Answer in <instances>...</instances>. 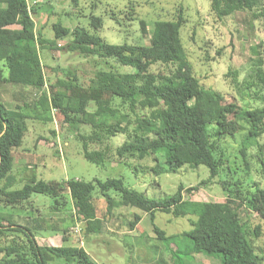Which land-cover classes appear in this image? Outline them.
I'll return each instance as SVG.
<instances>
[{
    "label": "trees",
    "instance_id": "obj_1",
    "mask_svg": "<svg viewBox=\"0 0 264 264\" xmlns=\"http://www.w3.org/2000/svg\"><path fill=\"white\" fill-rule=\"evenodd\" d=\"M35 1L0 0V84H19L39 94L33 103L36 111L32 110L31 114L20 106L9 109L0 100V202L15 206L29 200L32 194L47 195L57 202V197L62 198L67 189L73 206L83 216L85 231L99 232L101 220L89 204L97 187L105 198L108 213L117 206L135 207L146 212L156 237L165 247L172 236L154 224L156 211L175 217L193 216L191 228L181 234L187 239L191 254L216 255L221 264H264V255L256 252L242 227L240 202L236 198L248 190H242L239 179L220 180L226 194L225 201L185 199L181 183L169 195L149 198L143 192L126 186L122 178L104 181L72 178L65 182V187L56 180L35 178L25 182L21 188L7 189L3 185L13 167V150L22 144L26 118L51 120L52 108L60 112L67 124L91 127L88 134L78 135L83 156L88 161L96 165H103L106 161L105 150L88 149V143L103 145L115 135L124 134V141L116 147L117 156L142 159L152 154L156 173L176 172L185 164L206 166L209 179L222 171L229 173L226 151L220 145L224 134L221 123L229 114L246 123L240 128L245 129L240 149L242 154L264 133V107L241 109L235 101L224 102L219 91L200 84L181 43L180 28L184 22L181 13L174 20L156 21L148 30L146 23L140 21L142 33L148 34V44L106 42L100 35L103 18L95 14L89 17L90 27L75 25L70 28L59 21L54 22L53 37L46 39L40 30H36L32 17L37 6ZM71 1L77 4L79 0ZM211 7L224 14L255 9L257 16H264V0H211ZM66 37L70 38L65 45L68 50L91 57L94 63L103 64L105 69L94 73L95 85H84L74 72L68 71L65 78L56 80L57 86L65 89V94L48 95L40 49H44L46 44L62 49L64 47L57 46V41ZM256 49L257 46H253L252 52L256 53ZM109 60L129 66L131 71L121 73L113 70ZM253 62L251 72L258 81L264 82L262 58L256 57ZM155 63L163 64L167 70H151ZM246 82L247 79L244 88L249 89L250 84ZM90 114L92 118L88 117ZM258 148L264 175V155L261 145ZM191 189L193 187L187 190ZM255 191L264 214V187L257 186ZM240 199L245 200L248 206H254L248 194ZM65 203L66 200L61 206ZM2 221L8 222V226H4ZM5 230L17 231L18 241L13 239L0 246V264H99L81 246L41 245L29 224L12 222L0 216V233ZM253 232L257 237L259 226L254 227ZM170 252L171 264H196L180 255L183 251L178 246Z\"/></svg>",
    "mask_w": 264,
    "mask_h": 264
},
{
    "label": "rangeland",
    "instance_id": "obj_2",
    "mask_svg": "<svg viewBox=\"0 0 264 264\" xmlns=\"http://www.w3.org/2000/svg\"><path fill=\"white\" fill-rule=\"evenodd\" d=\"M35 13L32 12L36 30L46 39H52V24L59 21L70 28L75 25L90 27V15H100L103 26L100 35L106 42L148 44V34L141 31L140 21L151 29L156 21L174 20L181 13L184 22L180 28V39L194 75L206 88L219 91L224 102L235 101L241 109L264 107V82H260L251 72L256 57L262 58L264 75V16H257L256 10H238L224 14L212 9L211 0H36ZM113 11V15L111 12ZM112 17V18H110ZM10 27H17L11 25ZM66 37L57 41V49L46 44L40 49V57L45 77V91L48 95L65 94V89L56 84L65 78L68 71L74 72L84 85H95L94 73L105 69L101 63H94L91 57L68 50ZM257 46L256 53L252 47ZM113 70L131 71L129 66L109 60ZM151 70H167L161 63H155ZM7 74V70H4ZM250 84L249 89H245ZM34 89L12 83L0 84V100L9 108L18 106L31 114L34 101L38 98ZM93 107H90L92 110ZM92 112V111H90ZM51 120L46 118H26V131L22 144L13 150V167L5 178L7 189L21 186L35 178L44 181H59L64 184L72 178L84 181L107 178H122L128 187L143 192L149 198H161L173 193L179 183L183 184V198L199 201H225L226 194L220 180L228 178L241 180L244 192L239 198V216L242 227L256 252L264 255V214L255 188L264 187V175L260 166L261 145L264 155V133L257 142L240 151L246 123L232 114L222 121L224 130L220 145L226 151L229 173L222 171L209 179V171L204 165H183L176 172L156 173L153 155L142 159L137 157L119 158L116 147L125 139L117 134L107 143H88V149H102L106 152L103 165H96L85 159L79 134H88L91 127L82 124L77 127L63 121L56 109H51ZM92 118L90 114L88 116ZM4 181V180H3ZM193 187L191 190L188 188ZM115 195L114 191H111ZM252 197L253 205L248 206L241 196ZM50 198L43 194H32L29 200L6 205L0 202V216L12 222L29 224L41 245L81 246L99 264H171L170 251L178 246L186 260L196 264H221L216 255L189 253L187 239L181 235L191 228L193 216L175 217L170 213L156 211L154 224L166 235L172 236L165 245L153 231V223L146 212L130 206H117L110 213L106 211L105 198L93 192L90 206L95 216L101 220L99 232L85 231L83 216L69 199L67 189L63 197ZM66 203L61 206V203ZM56 205V207H55ZM61 206V207H59ZM8 222L2 221L4 226ZM28 226V225H27ZM259 226V235L254 236V227ZM18 232L5 230L0 233V246L18 241Z\"/></svg>",
    "mask_w": 264,
    "mask_h": 264
}]
</instances>
